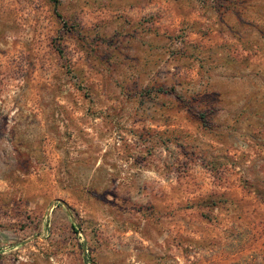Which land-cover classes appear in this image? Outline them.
<instances>
[{
	"label": "rangeland",
	"instance_id": "obj_1",
	"mask_svg": "<svg viewBox=\"0 0 264 264\" xmlns=\"http://www.w3.org/2000/svg\"><path fill=\"white\" fill-rule=\"evenodd\" d=\"M0 264H264V0H0Z\"/></svg>",
	"mask_w": 264,
	"mask_h": 264
}]
</instances>
